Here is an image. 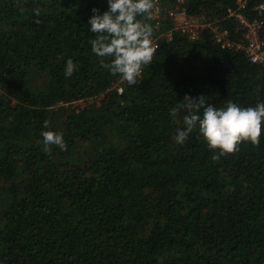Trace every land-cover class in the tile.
<instances>
[{
	"label": "trees",
	"instance_id": "16d2710c",
	"mask_svg": "<svg viewBox=\"0 0 264 264\" xmlns=\"http://www.w3.org/2000/svg\"><path fill=\"white\" fill-rule=\"evenodd\" d=\"M185 2L240 39L226 19L236 0ZM93 8L107 0H0V264H264V122L259 144L214 161L198 129L174 142L185 113L169 115L186 94L255 107L262 67L207 30L161 42L118 94L119 75L101 66L111 58L91 51ZM46 130L67 150L46 153Z\"/></svg>",
	"mask_w": 264,
	"mask_h": 264
},
{
	"label": "clouds",
	"instance_id": "9594fccd",
	"mask_svg": "<svg viewBox=\"0 0 264 264\" xmlns=\"http://www.w3.org/2000/svg\"><path fill=\"white\" fill-rule=\"evenodd\" d=\"M107 3L108 8L102 14L93 8L87 21L91 26L89 31L95 34V39L89 41L91 51L97 57L111 58L109 63L101 60V66L132 86L137 83L142 68L152 64L157 51L152 40V26L137 19L144 15L151 18L155 0H107ZM76 68L69 58L65 66L66 77L72 76ZM181 112L185 113L182 118L184 128H177L174 142L183 144L189 134L198 129L210 149H219V153L212 157L214 161L238 151L242 142H260L264 102L255 107H240L229 101L226 107L216 108L206 103L204 95L193 98L186 94L170 109L169 115L176 118ZM44 128H49L48 121L44 122ZM41 135L46 153L50 154L53 145L62 151L67 150L63 133L46 130Z\"/></svg>",
	"mask_w": 264,
	"mask_h": 264
},
{
	"label": "built area",
	"instance_id": "2783aa9c",
	"mask_svg": "<svg viewBox=\"0 0 264 264\" xmlns=\"http://www.w3.org/2000/svg\"><path fill=\"white\" fill-rule=\"evenodd\" d=\"M165 0H155L149 23L153 28V44L159 49L161 42L169 43L176 36L185 37L189 42L197 43L203 39L204 32L210 31L213 42L223 50L243 52L253 64L264 71V0H236L228 8L226 19L234 20L242 35L234 40L230 30L224 25L225 19L205 14L189 15L185 0H174L167 5ZM165 22L169 25L165 27ZM141 75L137 77L142 79ZM125 82L119 80L112 89L122 94ZM93 100H81L75 105H90ZM60 106L69 104L59 103Z\"/></svg>",
	"mask_w": 264,
	"mask_h": 264
},
{
	"label": "rangeland",
	"instance_id": "374dc122",
	"mask_svg": "<svg viewBox=\"0 0 264 264\" xmlns=\"http://www.w3.org/2000/svg\"><path fill=\"white\" fill-rule=\"evenodd\" d=\"M101 99H102V96L101 97H98L97 99H90V100H93L94 102H91V104L93 103H96L97 105H100L101 103ZM79 102V101H78ZM61 103V102H60ZM77 102L74 103V105L76 104ZM59 103L57 104V107H59ZM86 106H89V105H84V104H79V105H75V108H84ZM0 211H1V208H0Z\"/></svg>",
	"mask_w": 264,
	"mask_h": 264
}]
</instances>
